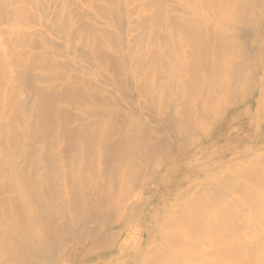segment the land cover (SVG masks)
I'll list each match as a JSON object with an SVG mask.
<instances>
[{
  "label": "bare ground",
  "instance_id": "1",
  "mask_svg": "<svg viewBox=\"0 0 264 264\" xmlns=\"http://www.w3.org/2000/svg\"><path fill=\"white\" fill-rule=\"evenodd\" d=\"M0 264H264V0H0Z\"/></svg>",
  "mask_w": 264,
  "mask_h": 264
}]
</instances>
